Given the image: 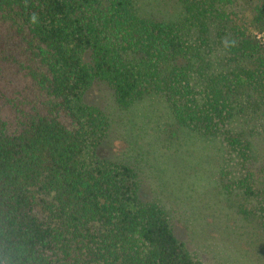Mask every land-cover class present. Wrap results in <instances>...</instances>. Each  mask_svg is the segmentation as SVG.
Segmentation results:
<instances>
[{"label": "trees", "instance_id": "16d2710c", "mask_svg": "<svg viewBox=\"0 0 264 264\" xmlns=\"http://www.w3.org/2000/svg\"><path fill=\"white\" fill-rule=\"evenodd\" d=\"M142 1L0 0V264H204L141 196L137 139L130 159L102 154L118 121L157 148L196 136L264 236V141L243 127L264 134V0H176L161 18ZM96 83L118 116L86 104Z\"/></svg>", "mask_w": 264, "mask_h": 264}, {"label": "rangeland", "instance_id": "374dc122", "mask_svg": "<svg viewBox=\"0 0 264 264\" xmlns=\"http://www.w3.org/2000/svg\"><path fill=\"white\" fill-rule=\"evenodd\" d=\"M149 1H142L147 6L144 7L159 18L169 16L168 11L176 6V0ZM238 5L235 11L240 14L244 7L241 3ZM259 38L264 43V35L260 34ZM84 101L102 109H116L112 108L111 90L103 83L93 85ZM114 114L118 116L116 110ZM120 122L114 124L102 146V154L113 160L130 159L128 143L131 138L137 139L144 159L135 164L141 181V196L145 200L160 199L168 211L175 235L190 252L204 264H264V236L245 214L250 209L249 204L242 193L227 195L223 192L218 180L220 175L211 166L203 142L172 128L173 131L164 134L173 144L171 148L165 149L169 144L165 136L160 138L163 148H157L155 132L147 126L138 123L141 130L136 126L134 132H127L130 123ZM251 126L243 127L249 135L250 129H255L252 136L255 142L264 141L260 123L256 121L254 127ZM159 154H167V159L159 158ZM179 165L186 174L177 175Z\"/></svg>", "mask_w": 264, "mask_h": 264}]
</instances>
